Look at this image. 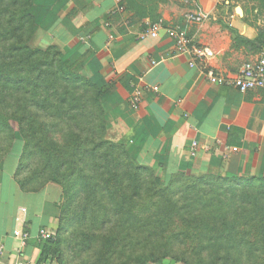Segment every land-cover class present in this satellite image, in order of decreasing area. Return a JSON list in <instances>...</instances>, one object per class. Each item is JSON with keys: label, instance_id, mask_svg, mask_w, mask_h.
<instances>
[{"label": "crops", "instance_id": "0c3cea01", "mask_svg": "<svg viewBox=\"0 0 264 264\" xmlns=\"http://www.w3.org/2000/svg\"><path fill=\"white\" fill-rule=\"evenodd\" d=\"M234 5V0H33V44L56 45L86 58L89 78L107 89L100 103L109 139L131 145L136 159L161 166L163 175L264 179V89L243 94L212 85L200 73L202 64L190 67L165 32L158 39L140 37L159 20L169 28L180 26L214 51L210 69L235 76L245 63L264 58V29L250 25L254 14L264 13L255 3L250 11L237 7L240 15ZM187 15L208 18L195 24ZM110 34L116 40L108 47ZM136 87H142V103L133 110ZM19 159L7 156L0 167V244L5 248L0 264H38L41 233L56 229L64 198L54 183L38 192L23 191L16 179Z\"/></svg>", "mask_w": 264, "mask_h": 264}, {"label": "trees", "instance_id": "16d2710c", "mask_svg": "<svg viewBox=\"0 0 264 264\" xmlns=\"http://www.w3.org/2000/svg\"><path fill=\"white\" fill-rule=\"evenodd\" d=\"M250 1L257 3L256 9L264 13V0ZM32 7L33 0H0V138L8 146L17 140L24 144L16 174L18 184L23 191L38 192L47 184L61 186L64 182L65 188L61 187L69 196L63 219L71 212L76 200L72 191L82 185L83 189L99 188L109 194L111 190H131L133 196L125 199L122 207L133 210L148 207L149 203L139 207L133 200L142 199L146 194L143 174L152 170L148 163L144 165L142 160L131 159L122 145L108 138L100 103L107 89L96 85L87 72V75L78 74L73 67L71 69L69 61L63 60L64 50L60 47L52 45L44 49L34 46L36 28ZM258 41L262 40L259 38ZM12 121L17 123V131L13 130ZM30 158H35L36 169L23 178L21 175L27 168L33 169L34 160L26 163ZM89 168L90 171H86ZM157 170L159 175L161 166ZM186 176L189 175L174 177ZM40 178L44 180V183L40 181L41 185L38 184ZM215 180L232 183L234 187L249 183L264 188V179L218 177ZM148 193V198L142 201L152 203V200L154 203L156 197L163 198L157 189ZM110 196L115 200L113 195ZM63 219L59 222L62 223ZM256 219L259 220L258 233L252 241L253 246L263 248L258 259L264 264V212L259 208ZM60 225L58 233L63 230ZM42 240L38 264H47L51 259L65 264L60 241ZM160 262L163 261L153 260L151 264Z\"/></svg>", "mask_w": 264, "mask_h": 264}, {"label": "rangeland", "instance_id": "374dc122", "mask_svg": "<svg viewBox=\"0 0 264 264\" xmlns=\"http://www.w3.org/2000/svg\"><path fill=\"white\" fill-rule=\"evenodd\" d=\"M234 2V7L248 11L255 4L248 0ZM250 25L256 31L264 29V14H254ZM63 56L71 69L87 75L86 58L69 55L66 50ZM11 125L13 130H18L16 122L12 121ZM120 145L131 159L138 158L131 145ZM23 146L18 140L8 146L0 138V165L4 157L21 158ZM30 160H34L33 169L27 168L21 175L23 178L36 169L35 158L27 159L26 163ZM149 167L152 171L143 174L146 194L141 198L146 200L148 191L153 189L160 191L163 198L156 197L154 203L134 199L133 203L139 207L149 203L142 210L122 207L125 199L133 196L131 190H111L113 200L104 189L87 190L82 185L72 191L76 200L63 219L69 196L63 191L59 215L63 222H58L56 229L48 234L49 239L60 241L65 264H151L153 260H176L180 264H260L258 255L263 248L253 246L252 239L258 233V208L264 212V188L249 183L234 187L214 177L178 178L163 175L162 171L158 175L154 165ZM40 179L38 184L44 183ZM158 179L161 182L157 183ZM62 185L64 189L65 183ZM59 225L63 228L60 233ZM50 261L58 264L57 259Z\"/></svg>", "mask_w": 264, "mask_h": 264}, {"label": "built area", "instance_id": "2783aa9c", "mask_svg": "<svg viewBox=\"0 0 264 264\" xmlns=\"http://www.w3.org/2000/svg\"><path fill=\"white\" fill-rule=\"evenodd\" d=\"M123 8L118 7L113 11V15L118 12H122ZM208 18L207 15L194 16L187 15L186 20L195 24H202ZM111 24L107 23L106 27L110 28ZM165 32L168 37L174 41L177 49L181 55H185L189 58L190 67H197L199 63L202 64L200 68L201 75L212 85L225 86L235 88L241 93H248L250 91L264 89V58L257 63H245L238 74L235 76H222L216 74L214 70L209 68V62L214 57V51L209 47L198 45L195 39L191 37L188 32L180 26L169 28L165 25L163 20H159L154 23H149L146 30L141 34V39L152 38L158 39ZM116 36L110 34L108 37V47L115 42ZM154 64V63H153ZM149 90L158 92V87H149ZM143 90L142 87H136L134 93L130 99V106L133 110H138L142 103ZM194 153L199 148L198 143H193ZM27 237V235H25ZM50 235L47 232L41 233L42 239H48ZM4 246L0 244V257L4 254Z\"/></svg>", "mask_w": 264, "mask_h": 264}, {"label": "water", "instance_id": "95a60500", "mask_svg": "<svg viewBox=\"0 0 264 264\" xmlns=\"http://www.w3.org/2000/svg\"><path fill=\"white\" fill-rule=\"evenodd\" d=\"M237 12L242 15V9L241 8H237Z\"/></svg>", "mask_w": 264, "mask_h": 264}]
</instances>
